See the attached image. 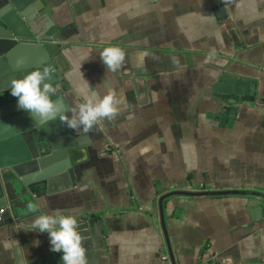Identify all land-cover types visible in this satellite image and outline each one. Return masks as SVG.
<instances>
[{
	"label": "crops",
	"instance_id": "crops-1",
	"mask_svg": "<svg viewBox=\"0 0 264 264\" xmlns=\"http://www.w3.org/2000/svg\"><path fill=\"white\" fill-rule=\"evenodd\" d=\"M36 5L56 29L64 117L109 89L122 103L87 132L69 128L87 145L74 184L57 182L37 214L0 229V264L61 257L32 228L53 209L102 222L103 248L82 245L87 264H264V0ZM109 46L125 55L114 72L99 56ZM224 75L252 81L253 101L215 98Z\"/></svg>",
	"mask_w": 264,
	"mask_h": 264
},
{
	"label": "water",
	"instance_id": "water-1",
	"mask_svg": "<svg viewBox=\"0 0 264 264\" xmlns=\"http://www.w3.org/2000/svg\"><path fill=\"white\" fill-rule=\"evenodd\" d=\"M38 1L0 0V229H10L23 218L37 214L41 199L51 194L57 182L69 180L70 188L82 163L79 155L87 147L82 137L74 136L61 120L67 110L64 87L51 97L56 115L45 120L19 109L16 98L9 94L14 80L44 67L50 69L53 86L63 83L54 65V59L61 54L53 38L56 29L45 8L36 5ZM221 12L222 8L216 9L217 14ZM212 93L230 105L239 99L251 103L255 84L224 75ZM230 113L233 115V111L224 110L217 117L220 126H229ZM261 198L264 215V197ZM29 204L37 205L38 210L30 212ZM77 231L82 245L95 251L103 248V224L97 218L78 221ZM28 264H61V259L51 257Z\"/></svg>",
	"mask_w": 264,
	"mask_h": 264
},
{
	"label": "clouds",
	"instance_id": "clouds-1",
	"mask_svg": "<svg viewBox=\"0 0 264 264\" xmlns=\"http://www.w3.org/2000/svg\"><path fill=\"white\" fill-rule=\"evenodd\" d=\"M107 71L114 72L120 68L125 59L123 50L118 46H109L99 52ZM56 89L51 83L50 69H36L14 80L9 94L16 98L17 107L31 113L40 120L51 119L57 113V107L51 97ZM121 99L111 90L95 101L85 98L72 109L70 117H61L70 129L82 126L87 132L101 119H113L121 105ZM28 210L36 212L37 205L29 204ZM77 218L70 210L53 209L49 213L38 214L32 221V228L38 233H46L49 238L50 251L61 253L62 264H87L85 248L81 235L77 231ZM38 245L39 241H35Z\"/></svg>",
	"mask_w": 264,
	"mask_h": 264
},
{
	"label": "built area",
	"instance_id": "built-area-1",
	"mask_svg": "<svg viewBox=\"0 0 264 264\" xmlns=\"http://www.w3.org/2000/svg\"><path fill=\"white\" fill-rule=\"evenodd\" d=\"M199 264H224V263H219L216 261H201Z\"/></svg>",
	"mask_w": 264,
	"mask_h": 264
}]
</instances>
